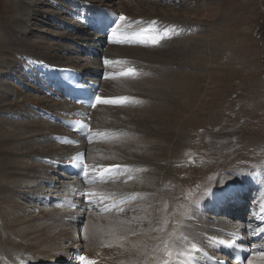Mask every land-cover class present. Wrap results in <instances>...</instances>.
Segmentation results:
<instances>
[{
	"label": "bare ground",
	"instance_id": "1",
	"mask_svg": "<svg viewBox=\"0 0 264 264\" xmlns=\"http://www.w3.org/2000/svg\"><path fill=\"white\" fill-rule=\"evenodd\" d=\"M38 1L25 0L21 4H18L16 11L18 17L0 27L1 66H6V68L0 67V73L8 74L9 76L17 74V79H22L27 75V71H29L28 67L30 69L34 67L33 61H43L55 67H70L78 69L85 74H95L97 71L110 70L109 68H102L97 61H95V64L80 65L71 58L64 59L58 54V49L52 45L43 44L41 47H38L31 44L28 41V33L23 29V26L29 22L27 17L31 13L34 14L36 12L39 14L42 11V8H40L42 5H36ZM77 1L96 6L98 4V6L101 5V7L116 12L119 16L126 15L129 17L132 15L127 14L123 10V7H127L132 11L157 13V15L168 10V8H164L160 3L150 4L141 0H130V3H125L122 0ZM56 2L54 1L53 3ZM68 2L71 4L70 0ZM53 3L50 5L51 8L59 9L57 8V3L56 5ZM212 8L201 9V15L203 13L205 17L211 18L213 16ZM57 11L62 10L59 9ZM46 13L49 14L46 22H53L55 27L58 26L63 30L64 26L71 24L73 27L70 25L69 27L76 28L73 21L69 19V12H66L67 14L65 15L69 16L68 19H65V17L56 18L57 15H60L59 12L55 14L53 12ZM183 15L185 13L181 16ZM177 16L179 17L180 15ZM146 21L144 24L146 31L151 26L159 29L160 23L156 19ZM125 22L126 27L130 29L132 24H127L129 23L127 21ZM163 24L168 27L169 32H163L159 29L161 31L159 39L163 38L164 42L170 40L166 42L169 48L165 52L173 50L170 48V43L173 41L176 44H181L182 42L185 46L189 45L188 40L190 38L186 27L189 26L188 28H190L192 22L171 19L169 22H163L161 25ZM76 25L80 26L78 23ZM183 25L186 27L183 28ZM83 29L84 27L81 26V30ZM83 32L85 31L83 30ZM90 34L88 32L85 34V37H83L84 35L79 37L77 36L78 33H75L72 36L81 42L80 47L98 46L99 38L91 37ZM56 36L60 40L68 38L64 35V32ZM199 40H203L204 42L201 41L200 43L196 39L191 52L186 55L174 56L172 59L178 60L182 64H192V66H194L195 62L198 63V61L204 59L205 56L201 47H203V44L206 47L210 43V40L207 41L205 38ZM135 48L129 50L131 51V55L126 53V56H122L120 52L110 50V47H107L104 56L117 62L116 67L119 68H116L115 72L119 71L117 69L124 70L125 66L126 69L132 67L131 75L123 82L122 91L140 99L129 101L127 107L125 106L124 110H122L123 117L114 116V118H117L120 123L124 122V120L126 123L131 122L137 129L135 128L136 130L133 129L134 131H131L132 137L130 136L127 139L120 137L121 139L114 142L119 144L116 151L105 150L104 147H94L91 150L85 147L86 153L89 150L87 159L93 167H120L117 169V172L120 170L121 175L115 177L109 190H101L106 195L126 199L127 204L123 208L135 202L132 205L133 209H130L125 216L117 215L118 212L101 216L54 208L42 211L38 209L37 204L33 201V205L31 206L34 210L33 212L38 211L37 214L25 221L24 227L26 229L19 227L21 223L19 218L15 217L14 212L22 211L23 209L22 205L18 204L20 191L16 189L21 185L20 179L24 175L25 169L28 168L31 171L35 170L37 172V174L33 173L32 176L29 175V178L32 177V181L37 185L31 187L33 190L26 191L27 197L31 199L33 197L38 199L39 196L45 197L47 196L45 192H50L51 190L45 191L42 187V184L46 180V177L43 176L52 172V168L41 163V160L46 158L57 159L70 151H75V148L60 147L55 144L45 145L40 149L34 148V144H40L41 140L45 139L49 143L52 136L57 135L56 131L60 130L61 133L58 135H62L63 131L59 126L46 119L38 118L37 121L31 120L30 115L34 114L33 116L35 117L37 115L32 112L30 106L48 111L54 115L62 111H70L71 107L66 103H48L43 99L32 101L27 96H22L20 101L15 100L14 102H10L9 100L13 95V91L8 89L0 90V114L11 116L25 105V108L28 110L27 113L22 114V118L25 117L28 120L23 124L11 123L0 119V264L65 263L68 257L77 252H80L85 257L86 264H166V262L167 264H188L186 258L193 257L190 252V246L196 245L200 248L204 247L203 249L207 250V252L210 251L209 243L205 236L226 239L229 242L232 239L228 238L224 234L225 232H241L244 225L239 220L244 218V209L248 205L251 207L252 204L250 201L252 200V196L250 193H246V188L242 191L231 193L235 199L234 204L230 206L231 208L233 206L236 208L233 213L227 212L230 217L229 220L212 219L214 216L196 219L197 217L190 214L191 212H178L172 208V199L176 195V189L170 186L173 182L167 175L174 174L175 171L174 166L176 162L172 158L174 155L173 151L181 144L180 140L182 138L180 133L182 127L186 125V122L194 120V117L189 116L192 108L197 109L198 114H202L205 101L200 106L192 105L191 101H193V98L189 93L191 92L190 81L192 79L190 73L179 75L177 69H173V67L169 68L170 66L168 67L166 63L156 61L154 58L158 56V52L154 47L156 51L152 47L139 50ZM141 61H144V63H140ZM2 69H5V71H2ZM179 77L182 78V82ZM118 80L115 79L112 82L115 83ZM106 82H101L100 92H102L103 85ZM2 85L7 86L4 82L0 83V87ZM15 91L18 92L17 89ZM38 91L40 92V89ZM16 92L15 94H17ZM101 95L103 96V94ZM97 108L98 110L100 109V107ZM97 108L90 115L92 127L95 129L99 128V131L103 129L110 133L109 130L113 129V117L109 114L107 116L98 115L96 113ZM149 122L153 126L145 127V124H149ZM5 126H9L11 130L9 128L6 129ZM47 127L54 131L47 133L40 132L27 138L22 137L25 133L41 131V129L43 130ZM119 129L121 130L123 127H119ZM123 130L121 131L125 133V130ZM110 135L111 133L107 135L109 137H105L106 140L111 139ZM146 141L147 143H145ZM18 142L21 143L22 147L18 146ZM120 144L125 148L122 149V145ZM6 154L11 157H6ZM143 154L147 156L144 157ZM25 157H28L29 160L38 159V162L41 164L38 166V170L35 169V166L24 163L22 160ZM40 176L43 177L42 180ZM49 180L53 182L58 181L56 177ZM117 180L122 182V188H117L114 185ZM127 182H131L132 184H126ZM30 183L31 181L25 187H28ZM67 183V181L60 182L58 185L61 187L54 186L53 193L59 194L64 192L63 190L60 191V188H64ZM234 183V181H226L223 185L221 184V187L214 190V194H205L206 192H204L203 195L199 196L201 199L195 202V206L198 207L192 204L191 209L195 210L198 215H201L200 211L213 201L216 192ZM241 183H246V180L242 179ZM102 187H99V189ZM246 194L250 195L249 202L244 197ZM63 195L71 197L68 194V190ZM139 196L143 198L139 199ZM28 203L30 202L28 201ZM263 204L264 188L260 191L257 206ZM226 205L228 206V204ZM185 213H189L190 215L184 217ZM95 218L97 219L96 221L94 220ZM81 220L83 222H80ZM80 225H83L82 229L79 228ZM80 231L83 234L82 237L85 236L86 239L83 247L79 244L81 241V237L80 239L78 237L80 236ZM216 257L225 259L224 256L216 255ZM259 257L264 259V255H260ZM261 259L260 261H256V258H253L249 261V264H263L264 260L261 261Z\"/></svg>",
	"mask_w": 264,
	"mask_h": 264
},
{
	"label": "rangeland",
	"instance_id": "2",
	"mask_svg": "<svg viewBox=\"0 0 264 264\" xmlns=\"http://www.w3.org/2000/svg\"><path fill=\"white\" fill-rule=\"evenodd\" d=\"M23 1L25 0H0V27L18 17L16 14L17 7L18 4H21ZM54 1H57V6L59 4L67 8L64 2L68 4V7L70 6L68 0H39L36 5H42V7H40L42 11L39 14L36 12H34V14L31 13L32 15L30 14V16L27 17L29 22L23 26V29L28 33V41L38 47H41L43 44L55 46L61 57L64 59L71 58L80 65L95 64V59H89L82 53L79 46L81 42L72 36L73 33L69 32V34L68 31L62 30V28L58 26L55 27L53 22H46L47 17H49V14L46 12H53L54 14L59 12L60 15H57L56 18H69V16L65 15L70 11V7L69 10H64V8L61 9L62 11H57L59 9H54L50 6ZM122 1L125 3L131 2L130 0ZM141 1L150 4L160 3L164 8H168V10L157 15V13L132 11L127 7H123V10L127 14L132 15L131 17L125 15V20H137L138 23L136 27H139L140 24L142 25L141 27H143L145 20L148 22L151 19H156L160 25L163 22H169L171 19L192 22L190 28H188L189 26H182L183 28L186 27L189 34L190 39L188 40V46L183 45L182 42L181 44H176L175 41H173L170 43V48L173 50L165 52L169 48L166 42L170 40L164 42V40H162L163 38H161L160 40L162 42L154 46L158 52V56L154 59L160 63H166L168 67L170 66L169 68L173 67V69H177L179 75L190 73L192 79L190 81L191 92L189 93L193 98V101H191L192 105L200 106L205 101V106L201 112L202 114H198L197 109L192 108L189 116L194 117V120L186 122V125L182 127L180 133L182 138L180 140L181 144L173 151L174 155L172 158L176 162L174 166L175 171L174 174L167 175L173 182L170 186L176 189V195L172 199V208L178 212H191L190 214L197 217L196 219H204L205 216L212 217V215H205L207 213L204 212V214L198 215L195 210L191 209L192 204L195 206V202L201 199L199 196L203 195L204 192L207 194L208 190L212 188L221 187L226 181H236L239 179L238 177L246 175V172L249 173L253 170H262L264 172V0ZM210 7H213V16L211 18L205 17L203 13L201 15V9ZM183 13H185V15L181 16ZM177 15L180 16L178 17ZM69 25L72 26L71 24L67 26L69 27ZM11 26H13V24H11ZM75 27L78 28V31L81 30V26L75 24ZM131 28H134V25H132ZM166 31L169 32L168 29ZM63 32L68 38L60 40L56 35L62 34ZM77 36L85 37V34H78ZM202 38L207 39V41L210 40V43H208L206 47L205 44L201 47L205 56V58L202 59L203 61L200 59L201 61H198V63L195 62L194 66H192V64L186 65L178 60L172 59L174 56L186 55L191 52L193 50L194 41L198 39V42L201 43L203 40L199 39ZM154 48L152 47V49L156 51ZM130 49L132 48L110 47V50L118 51L122 56H126V53L131 55ZM135 49L139 50L142 48L136 47ZM150 59L152 58L150 57ZM140 63H144V61ZM1 64L2 57L0 56V67L6 68V66H1ZM24 65L27 66L26 64ZM11 66L13 67V65ZM117 70L121 71L120 69ZM124 70H132V67L126 69L125 66ZM2 71H5V69H2ZM198 76H200V78H198ZM126 78H120L115 83L112 82L113 80L111 81L112 83L107 81L105 85H103L104 88H102L103 90L101 92L103 98L123 97L126 103L139 100L140 98L134 95L130 96L127 92L125 93L122 91L123 82ZM16 79L17 74L9 76L8 74L5 75L0 73V83L4 82L7 84V86L2 85L0 90L8 89L13 91V95L9 100L10 102H14L15 100L20 101L22 96H27L30 97L32 101L43 99L48 103H54V101H50L44 97L43 94H40L38 88L33 86L32 83L27 82V79H19L22 86L16 82ZM179 79L182 82V78L179 77ZM25 84L28 85L25 86ZM15 89L18 90V92L15 91L17 94L14 92ZM25 107L26 105L23 106L21 110L14 112L11 116L0 114V119L11 123L23 124L28 121L25 117L22 118V114L28 111ZM124 108L125 106L119 108L101 106L99 110L98 108L96 109L98 115L107 116L109 114L113 117V129L109 130L111 139L104 141L105 143L103 144L90 146L88 149L90 148L91 150L94 149V147H104L105 150L109 149L116 151L119 146V144L114 143L116 140L123 137L126 139L130 136L132 137L131 131L133 129L136 130L137 127L131 124V122L126 123L124 120V122L120 123L117 118H114V116H122V110H124ZM33 115H30L32 118L31 120L37 121L38 119ZM135 124L138 125L137 123ZM145 125V127L153 126L150 122ZM5 127L6 129L9 128V126ZM119 127H123L125 133H123L121 131L123 129L120 130ZM53 131V129L47 127L43 130L41 129V131L25 133L22 137L27 138L31 135L39 134L40 132L47 133ZM100 131L102 132L104 130L100 129ZM56 133L60 134L61 132L58 130ZM41 141L40 144H34L33 147L40 149L45 145H53L51 141H49V143L45 139ZM113 143L116 145L114 146ZM145 143H147V141ZM18 146L22 147L20 142H18ZM124 148L125 147L122 145V149ZM88 151L89 150H87V153ZM5 156L11 157L8 154ZM143 156L146 157L147 155L143 154ZM22 161L28 163V165L35 166L37 170L38 166L41 165L38 159L29 160L28 157H25ZM33 171L28 168L25 169L24 175H22L20 179L21 185L16 189L20 191L18 204L22 205L23 210L14 212V215L19 218L21 223L19 227L23 229H26L24 227L25 221L29 217L35 216L38 212H33L34 210L31 206L33 203H28V195L26 194V191L33 190L31 188L32 186L37 185L32 181V177L29 178V175L32 176L33 173L37 174L35 170ZM49 174L50 173L43 177ZM43 177L40 176V179L42 180ZM29 181H31V183L28 184V187H25ZM237 183H241V181ZM246 183H248L247 180ZM126 184L132 183L127 182ZM114 185H116L117 188L123 187L120 180H117ZM55 186L59 187L58 184H55ZM43 187L45 191L48 190L45 186ZM109 187H111V184L100 189L106 191L109 190ZM45 195L49 194L45 192ZM244 197L247 199V196L244 195ZM138 198L141 199L143 197L139 196ZM134 203L128 205L123 211L118 212L117 215L120 214L119 216H125L130 209H133L132 205H134ZM247 207H249V205ZM50 208L52 209V207H38V209L42 211ZM235 208L234 206L231 208L230 205L225 206L222 209L225 214L214 216L212 219L229 220V216L225 218L224 215H228L227 212L229 211L233 213ZM245 211L246 209H244V218L247 214V211L246 213ZM190 214L185 213L184 217ZM244 218L239 221L243 222ZM94 220L96 221L97 219L95 218ZM80 222L83 221L81 220ZM82 227L83 225L79 226L80 229H82ZM79 234V239L81 237L79 244L83 247L86 243V239L85 236L82 237L83 234L81 231ZM260 259V257L256 258V261H260ZM263 260L264 259H261V261Z\"/></svg>",
	"mask_w": 264,
	"mask_h": 264
},
{
	"label": "snow or ice",
	"instance_id": "3",
	"mask_svg": "<svg viewBox=\"0 0 264 264\" xmlns=\"http://www.w3.org/2000/svg\"><path fill=\"white\" fill-rule=\"evenodd\" d=\"M120 19L121 20H124L125 17L124 16H121ZM96 101H97V103H105V104H118V103L121 102L120 100H101L100 97H96ZM169 255H171V253H169ZM83 259L84 258L81 257V260H83ZM166 264H167V262H166Z\"/></svg>",
	"mask_w": 264,
	"mask_h": 264
}]
</instances>
